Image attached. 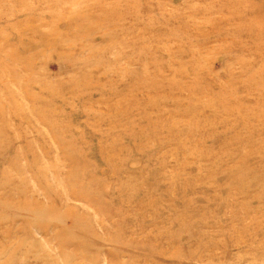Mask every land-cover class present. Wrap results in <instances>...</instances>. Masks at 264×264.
Returning a JSON list of instances; mask_svg holds the SVG:
<instances>
[{
	"label": "rangeland",
	"instance_id": "obj_1",
	"mask_svg": "<svg viewBox=\"0 0 264 264\" xmlns=\"http://www.w3.org/2000/svg\"><path fill=\"white\" fill-rule=\"evenodd\" d=\"M0 264H264V0H0Z\"/></svg>",
	"mask_w": 264,
	"mask_h": 264
}]
</instances>
